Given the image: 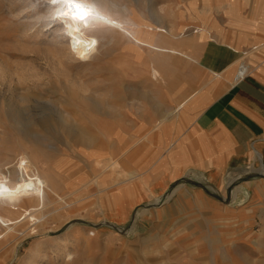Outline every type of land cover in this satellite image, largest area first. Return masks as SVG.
Listing matches in <instances>:
<instances>
[{
  "label": "rangeland",
  "instance_id": "obj_1",
  "mask_svg": "<svg viewBox=\"0 0 264 264\" xmlns=\"http://www.w3.org/2000/svg\"><path fill=\"white\" fill-rule=\"evenodd\" d=\"M117 1L128 6L133 21L181 47L184 37L208 34L207 26L189 19L204 12V3L223 0ZM50 5L0 0V164L16 165L26 153L63 193L79 190L78 196L87 197L18 246L1 237L6 230L0 227V264H264L261 164L233 169L218 185L199 179L205 187L197 191L201 198L192 192L197 186L182 180L131 204L119 190L132 182L125 171V147L114 153L122 134L110 133L107 140L97 130L72 133L66 128L77 129L73 118L85 126L102 116L123 122L124 106L152 86L154 55L123 41L83 61L67 49L66 23L51 19ZM169 58L158 66L160 81L169 82L171 92L185 86L192 63L178 55ZM67 112L72 119L64 116ZM107 149L114 152L107 156ZM99 157L107 159L103 167L96 164ZM110 157L118 166L110 165ZM186 187L191 192L182 190Z\"/></svg>",
  "mask_w": 264,
  "mask_h": 264
},
{
  "label": "crops",
  "instance_id": "obj_2",
  "mask_svg": "<svg viewBox=\"0 0 264 264\" xmlns=\"http://www.w3.org/2000/svg\"><path fill=\"white\" fill-rule=\"evenodd\" d=\"M202 8L189 23L207 26L208 34L181 43L197 58L183 57L192 63L185 86L170 92L169 82L154 84L149 78L147 94L124 106L120 145L105 151L117 155L125 147V171L134 179L119 190L131 204L182 180L197 186L192 192L201 198L197 191L205 187L199 179L218 185L233 169L255 162L264 173V0L212 1ZM242 62L247 71L238 76ZM158 89L163 95L154 93ZM147 132V140L132 145ZM107 187L114 191L110 183Z\"/></svg>",
  "mask_w": 264,
  "mask_h": 264
},
{
  "label": "bare ground",
  "instance_id": "obj_3",
  "mask_svg": "<svg viewBox=\"0 0 264 264\" xmlns=\"http://www.w3.org/2000/svg\"><path fill=\"white\" fill-rule=\"evenodd\" d=\"M45 1H50L51 5L48 12L51 11V14L53 13L51 19L54 20L55 17V20L62 18L66 23V27H63L62 30L67 28L66 30L69 32L71 40L67 42V49L70 53L83 61L93 59L100 52L102 47H107L118 42L123 43V41L124 43L128 42L129 45H132V48L141 49L154 55L151 57L149 78L153 82H160L162 72L158 65L168 63V58L171 55H178L182 58L184 57L195 61L197 59L193 56H188L187 52L184 51L182 47L174 46L172 42L166 38L154 33L147 25L133 21L129 16L128 6L117 0H95V5L87 3L93 0H87V2L83 0V7L90 10L88 18L85 21L73 19L72 10L69 9L66 3L59 2L53 4L51 0ZM41 16L46 17L48 15L44 13ZM91 18L94 19L90 20ZM106 23L110 25H106ZM97 25L102 28L100 30H95ZM92 27H94V29H92ZM87 28H90V31ZM159 54H163V57L157 56ZM241 66L242 68H238V76L244 75L247 71L246 64H242ZM185 103L186 100L184 102L181 101L176 110ZM119 112L120 111H118L117 114H119ZM70 114L72 113L67 112L64 113V116L69 117ZM69 118L72 119V117ZM164 118H166V116H163V119ZM73 119L75 128L77 129L74 130L66 125V128L70 132L73 133L77 131L83 133L84 130H97L101 134H105L107 140H109L108 134L110 133L116 135L115 132H117L118 137V133H120L123 124V122L120 121L110 122L105 116H102V119L95 124L92 122L90 126L82 125L77 119ZM148 133L149 132L139 139H133L132 145L147 140ZM107 140H102L101 143ZM115 144L118 143L113 141L114 146ZM113 158L114 157H110L108 159L111 160ZM106 160L107 159L99 157L96 160V164L99 167H103ZM110 160L108 161L111 162ZM7 164H11V161H7ZM110 165L115 167L118 166L117 159H113ZM95 178L94 182L98 181L99 177L97 175ZM128 178L134 177L132 175ZM128 178L126 180H128ZM62 189L63 187L58 181H54L50 176L44 174L34 157L26 153H22V158L16 165L11 164L1 167L0 164V227L4 226L6 230L5 234L1 237L6 238L11 244L13 241L17 242L16 244L14 243V246H18L22 239H26L30 235H41V232L50 221L64 215L74 205L79 204L87 197L78 196L79 190L63 193V191H61ZM100 190L104 191L105 189L100 188ZM38 254L39 252L35 253V255ZM33 263V260H31L28 264Z\"/></svg>",
  "mask_w": 264,
  "mask_h": 264
},
{
  "label": "snow or ice",
  "instance_id": "obj_4",
  "mask_svg": "<svg viewBox=\"0 0 264 264\" xmlns=\"http://www.w3.org/2000/svg\"><path fill=\"white\" fill-rule=\"evenodd\" d=\"M59 2L66 3L69 9L72 10V18L80 21H85L88 18L90 10L83 7V0H51V3Z\"/></svg>",
  "mask_w": 264,
  "mask_h": 264
},
{
  "label": "water",
  "instance_id": "obj_5",
  "mask_svg": "<svg viewBox=\"0 0 264 264\" xmlns=\"http://www.w3.org/2000/svg\"><path fill=\"white\" fill-rule=\"evenodd\" d=\"M260 175H262L263 173H259ZM110 225H112V226H114V227H117L116 225H114V224H110Z\"/></svg>",
  "mask_w": 264,
  "mask_h": 264
},
{
  "label": "built area",
  "instance_id": "obj_6",
  "mask_svg": "<svg viewBox=\"0 0 264 264\" xmlns=\"http://www.w3.org/2000/svg\"><path fill=\"white\" fill-rule=\"evenodd\" d=\"M242 65V64H241ZM242 68V66H240Z\"/></svg>",
  "mask_w": 264,
  "mask_h": 264
}]
</instances>
